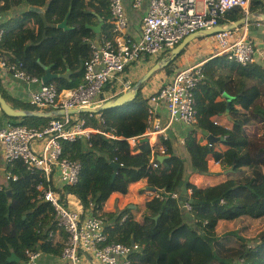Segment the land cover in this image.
<instances>
[{
	"label": "trees",
	"instance_id": "obj_1",
	"mask_svg": "<svg viewBox=\"0 0 264 264\" xmlns=\"http://www.w3.org/2000/svg\"><path fill=\"white\" fill-rule=\"evenodd\" d=\"M0 12L5 20L16 13L3 23L2 56L11 64H22L23 70L39 79L45 76L42 65L52 66V73L57 75L70 70L71 80L52 83L60 92L84 83V66L92 56L93 41L99 38L103 43L115 37L114 17L107 0H0ZM259 12L264 13V1L253 0L251 13ZM69 13V30L58 29ZM243 18L242 11L236 9L221 23H236ZM100 19L103 27L97 34L89 26L97 27ZM185 51L164 68L167 76L174 77L182 71L177 62ZM202 72L205 83L195 91L198 123L183 144L190 171L187 159L170 139H162L154 148L140 142L148 130L150 107L142 87L135 101L123 107L92 117L82 115L87 126L109 137L92 134L89 141L63 143L64 156L82 167L79 183L64 187L63 198L71 195L84 209L93 204L95 210L102 211L113 194L126 196L130 186L141 181L164 197L148 199L138 220L128 208L120 213H105L111 242L131 245L134 241L140 247L132 256L134 264H264V231L252 246L237 232L229 233L241 242L238 249L225 248L216 235L222 221L264 218V70L259 65L239 66L223 56L209 60ZM108 89L109 85L104 91ZM0 92L17 110L39 112L30 103L10 96L1 82ZM224 94L233 98L230 128L215 120L227 113ZM10 121L43 129L51 119L28 117ZM198 135L205 140L209 136L220 140L213 146L209 142L203 145ZM132 139L135 146L129 142ZM220 143L227 148L223 153L216 151ZM161 148L168 157L164 162L158 160ZM209 158L224 170L234 166L233 174L240 175L216 186L197 187L190 183L192 175H213ZM153 162L158 169L153 168ZM112 163L119 168L115 170ZM7 170L18 180L6 185L0 181V264H28V251L62 256L66 237L63 232L58 233L52 205L40 199L38 186L44 183L43 179L28 171L22 162ZM183 183L187 193L181 203L169 194L181 195ZM185 202L190 204V210L184 207ZM124 217L127 220L122 223ZM12 255L18 261H10Z\"/></svg>",
	"mask_w": 264,
	"mask_h": 264
},
{
	"label": "built area",
	"instance_id": "obj_2",
	"mask_svg": "<svg viewBox=\"0 0 264 264\" xmlns=\"http://www.w3.org/2000/svg\"><path fill=\"white\" fill-rule=\"evenodd\" d=\"M107 1L114 17L115 37L103 42L101 46L92 43V56L84 66V83L76 89L60 92L52 83L45 85L42 79L23 70L22 64L9 63L0 49V72L3 75L26 84L39 85L38 91L31 95L32 106L44 113L65 111L64 116L52 118L43 129L10 123L0 130V143L6 162L5 181L18 180L7 170L18 162H22L28 171L38 174L44 181L38 186L40 199L52 205L58 233L63 232L66 237L61 264H134L132 256L140 250L137 244L125 245L110 241V223L104 210L107 202L102 211H97L93 204L84 209L76 197L77 207L69 204L68 196L63 198V188L77 185L82 171L79 162L64 156L63 143H75L80 139L89 141L92 134L109 137L87 126V119L82 116L84 114L70 115V110L99 109L106 102L102 96L107 85L114 84L120 89L131 90L132 83L127 79L129 68L145 58L158 60L186 37L220 26L224 30L213 35L218 50L216 56H224L229 62L242 67L259 65L264 70V47L255 45L247 35L253 22L257 23V27L264 23L262 13H251L253 0H150L138 40L128 36L129 21L123 0ZM143 2L144 0H132V7L140 9ZM236 9L242 11L245 21L241 26L230 29L234 22L221 21ZM4 21L0 12V45L5 34ZM205 80L202 65L184 69L167 80L149 98L148 125L151 132L163 135L162 139L167 141L165 132L173 125H197L195 91ZM162 107L169 116L166 128H162L160 122L152 123L154 115ZM88 115L92 117L93 114ZM160 153V156H165V149L161 148ZM152 166L158 169L157 163L153 162ZM169 195L172 199L181 198L177 192ZM152 196L153 199H164L157 191ZM184 204L187 210L191 209L189 203ZM126 220L127 217H124L121 222ZM42 255L40 252L28 251V264H39Z\"/></svg>",
	"mask_w": 264,
	"mask_h": 264
},
{
	"label": "crops",
	"instance_id": "obj_3",
	"mask_svg": "<svg viewBox=\"0 0 264 264\" xmlns=\"http://www.w3.org/2000/svg\"><path fill=\"white\" fill-rule=\"evenodd\" d=\"M149 2H150V0H144V2H143V4H142L140 9H134L132 7V0H123V5H124V8H125V12H126V15L128 17V21H129V25H128V28H127V33H128V36L130 38L134 39V40L140 39L142 21H143L144 17L146 16L147 10L149 8ZM262 14L264 15V13H262ZM15 16H16V13H12V14H10L9 17L6 18L5 21H10ZM100 20H101L100 24H102V27H103L102 19H100ZM251 26L252 27L253 26L257 27V23L253 22ZM251 26H250V29H251ZM102 27H101V29H102ZM257 28L263 30V32H264V23H262L261 26L257 27ZM250 29H249V31L247 33L248 38L251 39L252 42L255 45L264 47V35L263 36L258 35L256 33V31H254L255 35L251 34L250 33ZM100 32H101V30H100ZM100 32L97 33V34H100ZM206 38H208V37H206ZM206 38L195 40V41H193L192 43L189 44V46L186 48V51H185L184 55L177 62L178 70H184V69H188V68L195 67V66H201V65L203 66L204 64H206L211 59L222 57V56H216L217 53H218V50L216 49V45H215V41H214L213 36H211L210 38L214 42V51H217V52L213 51L212 53H210V51L207 50L206 47H208V45H205L206 44L205 43V39ZM93 43L96 46H101L102 45V41L99 38L95 39L93 41ZM199 46H205L204 49H206V50H204V52L197 51L196 48L199 47ZM191 51L193 52L192 55H191ZM170 53H171V51L164 53L158 60L154 59V58H145L142 61H140L139 63H137L134 67L129 68L127 70V79H128L129 82L132 83L131 90L148 73V71L152 67H154L158 62H160L162 60H165V59H168L170 57ZM159 71H158L159 73L156 72L152 76V77H155V79L153 81L151 80L152 79V77H151L145 84H143L141 86L144 96L146 98H148V99L152 95L157 93L161 89L163 84H165V82L167 80H170L172 78L171 76H167V74L164 71V69L159 70ZM0 82H1L2 87L8 92V94L10 96H12L15 99H18V100L22 101L23 103H28V104L30 103V99H31L32 93L35 92V91H38V89H39V85L26 84V83L17 81L15 79L9 77L8 75H3L1 72H0ZM126 91L127 90L124 89V88L120 89L116 85L110 84L108 91L104 92V94L102 96V99L105 100L106 102L114 101V100H116V98L118 96L120 97L121 95H123L124 92L125 93L128 92V91L127 92ZM10 106L12 108H14L12 105H10ZM14 109H16V108H14ZM45 113H48V112H45ZM97 114H99V113H97ZM97 117L100 119L99 115ZM215 120L218 121L219 124H221V125L228 126L229 128L231 127V125L229 124L230 116H228L227 114L225 116H223V117H219V118L215 117ZM153 121H155L156 123L160 122L162 128H166L167 125H168V122H169V116H168L167 110L164 107L159 108L158 111H157V114L154 115V117H153L152 123H153ZM10 123H11V121H9L7 124L9 125ZM4 127L6 128V126H4ZM3 128H0V130L3 129ZM92 129H94V128H92ZM192 129H193V127H189V126H186L184 124L177 123V124L173 125L172 127L168 128L165 133H166V135L168 137V140L170 139L180 149V148H182V146L184 144L185 138L187 137V135L190 133V131ZM144 137H148L149 138V143H150L151 147L154 148V147H157L161 143L163 135L151 132L150 127L148 125V130H147L146 134L142 138H144ZM202 137H203L202 135H198V139H200ZM153 138H155V140H153ZM129 142H130V144L132 146H135V139H132ZM207 142H208V140H207ZM216 146H217L216 151H218V152L223 153V152H225L227 150V148L224 146V144L220 143V144H217ZM158 159H159V157H158ZM209 161H212L216 166H220L221 167V171H222L223 167L220 164H217L212 158H209ZM223 172H224L223 173L224 175L227 174L226 173L227 170H224ZM5 175H6V162H5V157H4V149L2 147V144L0 143V181H1V184H3V185H6ZM212 176H214V177L216 176L215 178H217V177L220 176V174L215 173ZM231 176H230V178H233V176L232 177ZM196 178H198V176H196ZM230 178H228L226 180H223L220 183L218 182V183H216L214 185H206V186L207 187L216 186V185H219V184H221L223 182H226ZM139 184H142L144 186L140 190L142 194L143 193H152V194L156 193V191H150L149 190V188L147 187L146 181H141V182L132 184L130 186V188L131 187H135V186H137ZM0 187H2V186H0ZM130 188H129V190H130ZM114 196L125 197V196H123L121 194H116L115 193V194H113L110 197V199H112ZM73 198L75 199V197H73ZM115 200H117V199H115ZM110 201L111 200L107 201V207L104 209L105 212H107V213H117V211H115L113 208H111V206H109L112 203V201H111V203H110ZM120 211H122V209H120ZM118 213H120V212H118ZM57 239H58V237L56 238V240ZM61 263H62L61 256L60 257H55V256L43 254L41 259L39 260V264H61Z\"/></svg>",
	"mask_w": 264,
	"mask_h": 264
},
{
	"label": "rangeland",
	"instance_id": "obj_4",
	"mask_svg": "<svg viewBox=\"0 0 264 264\" xmlns=\"http://www.w3.org/2000/svg\"><path fill=\"white\" fill-rule=\"evenodd\" d=\"M199 8L201 9V6H199ZM254 31H256L258 35H261V36L264 35L263 30L257 28L256 26H253V27L251 26L250 33L255 35ZM205 43H206L205 45H208V47H206L207 50H209L210 53H212L214 51V42L212 41V39L210 37L206 38ZM204 48L205 46H199L196 49L199 52L200 51L204 52V50H206ZM214 52H217V51H214ZM192 53L193 52L191 51V55ZM159 72L157 71V73ZM154 79L155 77H152L151 80L153 81ZM10 120L11 119L8 118L5 114L0 113V128H3L4 126L7 127L8 126L7 123ZM12 120L15 121L17 119H12ZM153 140H155V138H153ZM200 140L203 145L204 144L206 145L207 140H205L203 137L200 138ZM178 152L180 155H184L185 158L187 159V163L189 166L188 168L190 171L191 170L190 160H189L188 154L184 151L183 146L182 148L178 149ZM209 169L213 174L218 173L220 174V176L215 178L216 176L215 177L214 176L202 177L200 175H192L189 177V182L196 185L197 187H207L206 185H214L218 182L220 183L221 181L230 178L231 175L234 177H238L240 175V174H237L236 176L233 173L231 175L230 174L224 175L223 174L224 169H222L221 171V167L216 166L212 161H209ZM196 176H198V178H196ZM142 187H144L142 184H139L135 187H131L128 192V195H126L125 197L114 196L112 199H109L112 201V203L110 201L111 204L109 206H111V208L117 211V213L120 212V209H122L123 211L124 209L128 208L132 212L136 220L140 219L142 214L145 211V202L148 199H153L152 193H143V194L141 193L140 190L142 189ZM68 200H69V204L72 207H77L75 203V199L71 195H68ZM263 231H264V218L254 219V218H249V217H243L235 221L220 222L216 229V235L218 236V238H220V242L222 243V245L225 246V248H229V249L237 248L238 249V247L241 245V242L236 237L231 236V234L229 233L237 232L243 238L247 239L249 244H251L250 246H252L254 245V242L257 241L259 235Z\"/></svg>",
	"mask_w": 264,
	"mask_h": 264
},
{
	"label": "water",
	"instance_id": "obj_5",
	"mask_svg": "<svg viewBox=\"0 0 264 264\" xmlns=\"http://www.w3.org/2000/svg\"><path fill=\"white\" fill-rule=\"evenodd\" d=\"M69 16H70V13L67 15V17L63 21V23H61L60 25L57 26L58 29L65 30V31L69 30V27H68ZM263 19H264V15H263ZM244 21H245V19H241L240 21L236 22L234 25H231L229 28L234 29L236 27H239L244 23ZM101 27H102V24H100L97 27H90L89 26V28L93 29L96 33L100 32ZM223 30H224L223 27L220 26V27H217L211 31H200V32L194 33V34L186 37L176 48H174L171 51L170 57L168 59L162 60V61L158 62L154 67H152L148 71V73L134 86V88L132 90L128 91L127 93H124L123 95H121L120 97H118L114 101H109V102L104 103L97 110H95V109H92V110H89V109L70 110L68 112V114H70V115H75L78 113H80V114H97V113L102 112L104 110L123 107L124 105H126L129 102L135 101L137 93H138L139 89L141 88V86L143 84H145L157 71L164 69L169 64H171L173 61H175L176 58L189 46L190 43H192L193 41L198 40V39L211 37L215 33L221 32ZM42 68L45 71V76L42 78V82L45 85L54 83L57 80H71V71L70 70H68L65 74L57 75V74L52 73V66L42 65ZM223 98H225L227 100V113L226 114L229 116L233 98L227 94H224ZM0 106H1V111L10 119H19V118H28V117H34V118H39V119H52L54 117L65 115V111H63V110L57 111V112L44 113V112H27V111H21V110L14 109L6 102V100L3 98L1 92H0ZM219 140H220L219 138H215L213 136L208 137V142L211 146H213V144L218 143ZM140 142L149 143V138L144 137L141 139ZM166 159H168L167 156H160L158 160L160 162H164ZM111 165H112V167H114L115 170H117L119 168V165H117L115 163H112ZM226 173L227 174L234 173V166L232 168H230ZM181 187H182V193H181L180 202L182 203L184 201V197L187 193V188L185 187L184 183L181 184ZM149 190L155 191V189H152V188H149ZM134 244H135L134 241H132L131 245H134ZM12 260L18 261V259L15 255H12V258L10 259V261H12Z\"/></svg>",
	"mask_w": 264,
	"mask_h": 264
},
{
	"label": "bare ground",
	"instance_id": "obj_6",
	"mask_svg": "<svg viewBox=\"0 0 264 264\" xmlns=\"http://www.w3.org/2000/svg\"><path fill=\"white\" fill-rule=\"evenodd\" d=\"M155 137V136H154Z\"/></svg>",
	"mask_w": 264,
	"mask_h": 264
}]
</instances>
